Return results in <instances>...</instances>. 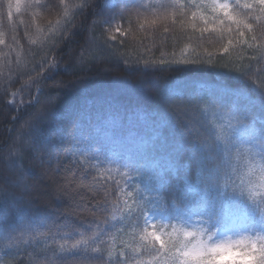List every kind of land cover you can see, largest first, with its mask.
<instances>
[{
    "label": "snow or ice",
    "instance_id": "6c2138e0",
    "mask_svg": "<svg viewBox=\"0 0 264 264\" xmlns=\"http://www.w3.org/2000/svg\"><path fill=\"white\" fill-rule=\"evenodd\" d=\"M54 7L63 8V19L49 23L50 31L60 33L50 44L52 50L90 31L83 23H76L77 17H96L93 25L111 24L119 17L129 25L125 34L131 33L133 26L137 30L162 28L174 36L191 31L204 38L208 33L221 42L226 40L220 49L224 53L233 45L253 51L255 55L249 60L254 63H213L207 49L201 54L185 44L179 53L162 52L159 58L143 60V67L136 69L161 74L157 87L163 105L160 110L154 111L140 100L123 105L113 97L99 108L93 104L73 114L67 147L61 146L64 154L79 153L89 163L103 156L102 162L127 170L123 173L128 177L125 183L134 190V194L123 193L134 206L124 200L122 218L117 220L113 215L115 223L105 219L106 228L100 232L86 224L83 213L73 216L59 209V215L53 217L29 214L18 224L6 222L11 212L19 213L35 203L37 197L32 193L40 187L50 199L36 204L37 208L55 209L56 203L67 198L86 209L108 212L111 207L120 211L119 202L108 199L107 185L102 201L97 200L91 185H75L77 180H88L91 167L86 171L65 169L71 180L59 175L61 151L42 128L45 123H58L57 101L67 85L54 82L56 94L43 101L36 98L34 110L15 130L6 148L0 149V250L14 251L13 261L19 264V243L25 237L54 240L75 218L85 228H72L79 240L59 244V252L53 250L51 257L47 249L28 252L27 264H66L73 257L78 258L73 264H220L224 250L233 248L243 249L241 261L251 258L254 264H264V0H77L73 5L0 0V14L9 21L22 8L39 15L37 10ZM115 31L121 32V28L117 26ZM82 39L73 59L79 70L97 63L128 62L124 53L110 50L92 35ZM12 40L20 47L15 35ZM4 43L0 36V44ZM193 70L209 73L211 79H185L173 86L162 75ZM117 79L126 82L125 77ZM8 83L0 85L5 94ZM201 105L206 106L203 110L227 109L230 121H235L232 134L197 118L195 113L203 111ZM173 117L178 118L175 126ZM25 153L37 161L35 166L21 167ZM53 159L58 161L55 168L51 166ZM78 162L79 156L74 165ZM61 216L64 224L57 223ZM87 231L92 235H86ZM221 231H238L240 239L213 242V233ZM117 238H121L119 245Z\"/></svg>",
    "mask_w": 264,
    "mask_h": 264
},
{
    "label": "trees",
    "instance_id": "16d2710c",
    "mask_svg": "<svg viewBox=\"0 0 264 264\" xmlns=\"http://www.w3.org/2000/svg\"><path fill=\"white\" fill-rule=\"evenodd\" d=\"M27 2V1H25ZM24 2V3H25ZM42 2H50L54 5H62L68 3L73 5L77 0H42ZM102 3L103 0H98ZM39 15H33L32 10L25 11L23 8L21 13L14 14L11 21L3 14H0V36L3 37L5 43L0 44V85L8 80V90L5 94L3 87L0 86V149L6 148L11 138L15 135V130L19 128L28 114L34 110V102L36 98L43 101L49 95L56 94V88L52 87L56 81H64L67 86L63 87L59 93L57 101V121L55 124L45 123L42 125L45 136L60 149L63 159L59 161L61 164L60 176H67L72 179L71 173L65 169H81L86 171L92 168V175L88 180H77L75 185L89 184L92 186V192L96 194L97 200L104 199L105 185H107L108 199L112 203H118L120 211H115L111 207L108 212H99L95 208L86 209L74 203L71 199H64L55 204V209L51 207L41 206L37 208L36 204L50 199L46 194V189L40 187L38 191L32 193L33 197H37L33 205H29L21 212H11L7 216V223L18 224L24 216L33 214L39 217H53L59 215L56 209L73 213H83L86 218V224L91 226L93 231H104L106 228L105 219L108 223H115V218L121 219L123 215V201L128 200L129 206H134V201L128 199L123 193H133L134 190L125 183L128 177H124L123 173L126 169L119 168V165L113 163L102 162L104 157L99 160L87 162L86 157L79 153L64 154L63 147H67L68 132L72 126V116L78 110L91 107L93 104L97 108L102 106L104 102L115 97L123 105L134 104L136 101H144L151 105L152 110H160L163 105L161 97L157 94L158 79L161 74L144 73L137 71V68L143 67L142 61L145 59H155L161 56V53L171 54L173 51L179 53L180 48L185 44H191L197 48L201 54L207 49L213 56V63H229V60L236 61L238 64L254 63L249 60L255 53L247 49L243 45H233L230 47L229 53H224L220 49L222 43L214 35L205 33L201 38L198 33L189 31L187 34L181 32L177 35L166 34L162 28L155 30H137L135 26L132 32L125 34L129 25L116 17L111 24L97 23L93 25L96 17H77L76 23H83L85 28L90 31H84L80 35L73 38V42L69 45L61 44L59 49H50V44L57 39L60 33L49 30V23L56 24L57 21L63 19V8L54 7L49 10H37ZM119 26L121 32H116L115 28ZM14 29V31H13ZM15 35L20 47L13 43L12 37ZM92 35L98 43H106L110 50L124 53L127 63L124 61H111L105 63H97L86 70H79L73 66L75 50L83 43L82 37ZM249 34H246V36ZM113 36L115 39H113ZM10 46V47H9ZM19 54V56L17 55ZM141 61L137 64L136 61ZM167 78V82L176 86L182 80L188 79H211V74L203 73L197 70L186 72L183 74L170 72L162 74ZM125 77L126 82L122 83L117 78ZM82 83H78L81 82ZM74 85V86H73ZM15 93V95H13ZM23 101V104H20ZM206 106L201 105V109ZM197 118L205 122L214 124L222 128L226 135H231V127L235 124L234 120L230 121L229 112L225 109L223 112L215 110H203L195 113ZM178 118H172V125L175 126ZM63 146V147H61ZM46 150V149H45ZM79 156V162L75 163L76 157ZM35 161L30 153H25L21 161V167L27 169L29 166H35ZM58 161L52 160L51 166L56 167ZM0 167H3L0 165ZM111 169V171H108ZM93 177L96 179L94 180ZM31 183V181H30ZM132 181L129 180V184ZM92 217L97 219L93 220ZM2 219V218H0ZM57 223L64 224V217H60ZM69 227L60 230V235L54 240H46L44 237L28 238L25 237L20 243L21 249L19 253V264H27L29 259L27 253L48 250V256L51 257L53 250L59 252V244L70 245L79 240L80 237L72 232L73 227H81L77 219H70ZM69 235L65 236L64 233ZM111 234V229H109ZM221 235L239 234L236 231L224 233ZM86 235H92V231H87ZM107 240L108 236L102 237ZM121 238L116 239L119 245ZM127 239V237H122ZM95 247V245H92ZM106 247V246H102ZM232 254L226 259L227 254ZM224 253L220 257V264L226 261H237L238 264H251V258L244 261L240 260L239 251ZM15 252L12 250H0V260H9L11 264H15L13 256ZM107 257V251L104 252ZM78 258H68L66 264H73Z\"/></svg>",
    "mask_w": 264,
    "mask_h": 264
},
{
    "label": "clouds",
    "instance_id": "9594fccd",
    "mask_svg": "<svg viewBox=\"0 0 264 264\" xmlns=\"http://www.w3.org/2000/svg\"><path fill=\"white\" fill-rule=\"evenodd\" d=\"M250 235H254V234H250ZM228 239H231V241H237L240 239V234H228V235L222 236L221 233H213V242H219V241L228 240ZM229 252H236V249L235 248L231 250L225 249L222 255L224 253H229ZM239 253L241 255L245 254L243 252V249H241ZM222 264H238V262L237 261H226V262H222ZM243 264H247V262H243ZM251 264H254V262L252 261Z\"/></svg>",
    "mask_w": 264,
    "mask_h": 264
},
{
    "label": "rangeland",
    "instance_id": "374dc122",
    "mask_svg": "<svg viewBox=\"0 0 264 264\" xmlns=\"http://www.w3.org/2000/svg\"><path fill=\"white\" fill-rule=\"evenodd\" d=\"M25 1H27V0H22V4L25 2ZM224 233H227V232H224ZM232 256V254H228V255H226V258H230ZM0 264H11V261H9V260H5V261H3V260H0Z\"/></svg>",
    "mask_w": 264,
    "mask_h": 264
}]
</instances>
